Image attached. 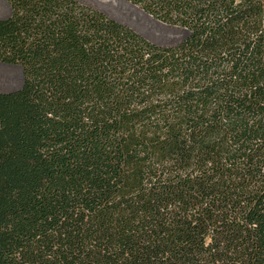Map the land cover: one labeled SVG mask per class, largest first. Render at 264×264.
<instances>
[{
  "label": "trees",
  "instance_id": "16d2710c",
  "mask_svg": "<svg viewBox=\"0 0 264 264\" xmlns=\"http://www.w3.org/2000/svg\"><path fill=\"white\" fill-rule=\"evenodd\" d=\"M0 264H264V0H5Z\"/></svg>",
  "mask_w": 264,
  "mask_h": 264
},
{
  "label": "rangeland",
  "instance_id": "374dc122",
  "mask_svg": "<svg viewBox=\"0 0 264 264\" xmlns=\"http://www.w3.org/2000/svg\"><path fill=\"white\" fill-rule=\"evenodd\" d=\"M84 4L90 5L109 17L120 21L148 40L155 43H169L179 39L181 33L165 32L156 25L150 23L140 14L133 12L126 5L116 0H78ZM113 6L114 9H109ZM10 15V7L8 4L0 0V19L7 18ZM20 85V70L18 68H8L0 66V91H8L17 89Z\"/></svg>",
  "mask_w": 264,
  "mask_h": 264
},
{
  "label": "water",
  "instance_id": "95a60500",
  "mask_svg": "<svg viewBox=\"0 0 264 264\" xmlns=\"http://www.w3.org/2000/svg\"><path fill=\"white\" fill-rule=\"evenodd\" d=\"M2 1L7 4V2L5 0H2ZM120 2L123 3L124 5H126L128 8H130L131 11L136 12L137 14H140L142 17L146 18L150 23L156 25L157 27H159L160 29H162L165 32H169V33L177 32V33H181L182 35L185 34V32H186L185 29H177L174 26L170 27V26H167L163 23H160L159 21L153 19L150 15L145 13L141 8H139L135 4L130 3L127 0H120ZM108 8L114 9L113 6H110V7L108 6ZM0 66L8 67V68H18L20 70V84H21V82H22V71H21L20 66L12 65V64H6V63H2V62H0ZM8 91H10V90H8Z\"/></svg>",
  "mask_w": 264,
  "mask_h": 264
},
{
  "label": "bare ground",
  "instance_id": "6f19581e",
  "mask_svg": "<svg viewBox=\"0 0 264 264\" xmlns=\"http://www.w3.org/2000/svg\"><path fill=\"white\" fill-rule=\"evenodd\" d=\"M116 1H120V0H116Z\"/></svg>",
  "mask_w": 264,
  "mask_h": 264
}]
</instances>
